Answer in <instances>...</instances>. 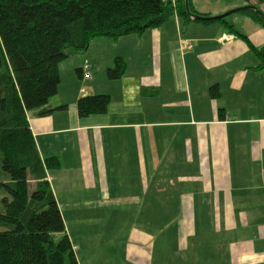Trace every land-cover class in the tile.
<instances>
[{
  "label": "crops",
  "instance_id": "0c3cea01",
  "mask_svg": "<svg viewBox=\"0 0 264 264\" xmlns=\"http://www.w3.org/2000/svg\"><path fill=\"white\" fill-rule=\"evenodd\" d=\"M204 2L191 6L214 18L255 6ZM233 13L247 21L224 20L245 39L173 16L141 36L69 49L50 113L27 115L39 154L60 160L47 181L63 220L87 206L82 222L94 225L106 216L173 223V233H126L133 262L264 264V70L253 51L264 49V29ZM116 57L126 71L110 81ZM93 95L109 96L107 112L80 118L77 100ZM71 245L77 255L78 239Z\"/></svg>",
  "mask_w": 264,
  "mask_h": 264
},
{
  "label": "trees",
  "instance_id": "16d2710c",
  "mask_svg": "<svg viewBox=\"0 0 264 264\" xmlns=\"http://www.w3.org/2000/svg\"><path fill=\"white\" fill-rule=\"evenodd\" d=\"M253 1L239 13L264 29V0ZM187 7L190 15L185 0H0V264H79L47 181L60 160L39 154L27 117L50 113L67 51L84 52L95 39L141 36L173 16L183 24L218 22L245 39L224 18L197 13L191 0ZM253 51L255 69L264 70V49ZM125 71L116 57L106 77L117 81ZM208 93L219 96L216 87ZM109 103L108 95L80 98L77 115H103Z\"/></svg>",
  "mask_w": 264,
  "mask_h": 264
},
{
  "label": "rangeland",
  "instance_id": "374dc122",
  "mask_svg": "<svg viewBox=\"0 0 264 264\" xmlns=\"http://www.w3.org/2000/svg\"><path fill=\"white\" fill-rule=\"evenodd\" d=\"M211 1L209 4H206L205 1L201 8L210 10L229 2V0ZM223 18H228L229 21H234V19H244L247 21L246 18L239 16L237 13H232ZM125 54L128 53L125 52ZM78 210L76 212L74 209L70 210L65 216L66 220H63V222L71 243L73 241L76 244L77 239L79 241L80 251H78L77 255L75 251L79 264H141L139 263L141 262L139 259V262H133L124 253L125 245L123 242L128 240L126 233H173L174 229L173 223L156 222L150 219L151 216H149L148 223L146 224L135 221L133 217L127 219V217L112 216L110 218L106 216L103 222L94 225V222L91 221L82 222L88 218L90 210L87 206L79 207ZM145 229L146 232L144 231ZM59 237L57 236V238ZM115 243L116 247L110 248V244ZM152 256L153 261L149 264H157V255L156 261L155 254Z\"/></svg>",
  "mask_w": 264,
  "mask_h": 264
},
{
  "label": "water",
  "instance_id": "95a60500",
  "mask_svg": "<svg viewBox=\"0 0 264 264\" xmlns=\"http://www.w3.org/2000/svg\"><path fill=\"white\" fill-rule=\"evenodd\" d=\"M185 4H186V10H187V12L189 13V11H188V7H187V0H185ZM245 8H247V7H245ZM254 8V7H253ZM244 9V8H243ZM241 9H236V10H234V11H230V12H228V13H225V14H223L222 16H219V17H215V18H223V17H225V16H227L228 14H230V13H233V12H238V11H240ZM258 13L260 14V15H262V13L260 12V11H258ZM189 15H190V13H189ZM192 17H196V16H193V15H191ZM196 18H199V17H196Z\"/></svg>",
  "mask_w": 264,
  "mask_h": 264
},
{
  "label": "built area",
  "instance_id": "2783aa9c",
  "mask_svg": "<svg viewBox=\"0 0 264 264\" xmlns=\"http://www.w3.org/2000/svg\"><path fill=\"white\" fill-rule=\"evenodd\" d=\"M186 49H187V50H190L191 47H190L189 45H188V46L186 45ZM85 68H87V66H85Z\"/></svg>",
  "mask_w": 264,
  "mask_h": 264
},
{
  "label": "clouds",
  "instance_id": "9594fccd",
  "mask_svg": "<svg viewBox=\"0 0 264 264\" xmlns=\"http://www.w3.org/2000/svg\"><path fill=\"white\" fill-rule=\"evenodd\" d=\"M74 249V248H73Z\"/></svg>",
  "mask_w": 264,
  "mask_h": 264
}]
</instances>
